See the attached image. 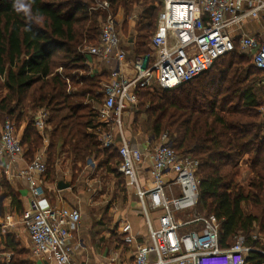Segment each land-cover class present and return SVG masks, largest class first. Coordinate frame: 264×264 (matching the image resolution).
Instances as JSON below:
<instances>
[{"label":"trees","instance_id":"16d2710c","mask_svg":"<svg viewBox=\"0 0 264 264\" xmlns=\"http://www.w3.org/2000/svg\"><path fill=\"white\" fill-rule=\"evenodd\" d=\"M89 1L0 0V81L6 88L0 116L14 120L16 126L27 121L21 144L25 156L33 158L44 144L31 118L38 109L48 110L46 174L51 176L62 154L73 166L94 159L111 172V165L120 163L116 148L102 147L98 141L94 130L104 125L87 101L101 97L100 81L107 72L78 75L88 73L86 56L79 47L84 41L95 43L98 35V13L89 10ZM101 1L108 2L113 14L119 6L125 16L133 6L140 8L135 26L138 39L132 40L129 56H149L148 41L143 39H149L156 29L162 0ZM239 51L235 41L233 51L174 88L160 92L137 89V112L145 113L146 126L150 124L155 138L166 133L177 154L197 161V210L216 217L219 246L230 247L241 234L245 245L252 248L245 264H264V122L258 111L264 103L259 83L262 70L250 65ZM244 63L246 70L241 66ZM242 159L249 170L246 185L237 179ZM0 183L11 208L19 212L18 194L4 178ZM120 238V245L112 249H119L123 257L130 247ZM3 245L12 256L1 264H33L14 235H5ZM104 248L106 253L110 250L108 245Z\"/></svg>","mask_w":264,"mask_h":264},{"label":"built area","instance_id":"2783aa9c","mask_svg":"<svg viewBox=\"0 0 264 264\" xmlns=\"http://www.w3.org/2000/svg\"><path fill=\"white\" fill-rule=\"evenodd\" d=\"M162 4L156 29L147 43L152 58L142 55L128 58L123 46L130 47L132 40L126 43L122 40L121 23L108 13L98 24L97 41H84L79 47L86 56L89 75L107 72L100 81L101 97L93 105L97 120L107 126L97 133V138L102 147L114 146L118 152V171L127 188L134 190L148 241L138 240L127 221L121 222L119 233L130 247L131 264H245L252 248L245 245L244 236L236 235L233 245L221 248L216 217L198 213L197 161L177 154L166 133L155 139L145 155L124 136L122 118L125 110L137 107V89H171L189 82L208 70L215 60L233 51L235 41L239 50L250 57L251 64L262 70L259 83L264 90V40L255 34H244L236 40L229 29L243 19L257 18L264 12V0H162ZM99 5L109 8L107 1H100ZM123 63L130 67L129 73L123 69ZM258 111L264 122V103ZM48 119L49 112L44 108L31 118L44 145L36 151L25 172H21L30 192L29 208L23 211L21 222L36 260L75 264V246L69 240L81 221L80 210L71 206H40L43 194L40 177L47 167ZM113 129L117 130V138ZM24 152L17 126L0 116V160L8 173ZM145 158L151 160V165L148 181L141 186L137 169ZM150 214H155V219ZM182 215L185 218L180 220L178 216ZM118 260L119 254L115 253L104 264H128Z\"/></svg>","mask_w":264,"mask_h":264},{"label":"rangeland","instance_id":"374dc122","mask_svg":"<svg viewBox=\"0 0 264 264\" xmlns=\"http://www.w3.org/2000/svg\"><path fill=\"white\" fill-rule=\"evenodd\" d=\"M100 1L101 0L89 1V10L98 13L96 16L98 24L104 18V14L106 15L108 13V15L116 16L119 20V24L121 23V25H119V28L122 35V40L125 43L128 40L136 41L138 38L135 31V26L137 16H139L140 13V8L138 6H133L130 10V13L125 16V11L121 6H119L116 8L115 14H113L109 8H102L99 5ZM151 1L152 0H150V2ZM124 19H126V22H124ZM142 39L143 38H140V40ZM143 40L147 42L149 39L147 37ZM239 53L243 56H246L247 60H249V64L251 65L250 57L245 52L239 51ZM220 61L221 60H219L216 65ZM244 64L241 66H244L246 70L247 67L246 64ZM58 70L60 71L62 69L59 68ZM89 72L90 71H88V73ZM88 73L87 71H82L78 72V75L84 76ZM81 85L82 84L80 83L79 86ZM158 91L160 92L161 90L159 89ZM5 92L6 88L4 87L2 81H0V99L3 97ZM98 100L99 98L87 101L93 108V105ZM137 110L138 107L133 108L131 111H124L122 118V130L126 138L135 143L137 142L140 145L142 144L144 150H146L155 144L156 138L150 132V124L146 126L145 113H139L137 112ZM4 118L6 117L3 116L2 119ZM135 118L136 121H134ZM12 122L15 125V121L13 120ZM245 161V159H242L238 162L237 165V179L238 182H240L242 185H246L247 179L249 178V170ZM56 164L59 167L58 178L70 182L71 184V189H68L67 196L70 197L69 199H72L77 205L85 206L84 208H80L83 214L82 220L84 219L86 222L87 219L88 223H91L92 228L96 229V233L92 236V238H96L98 244L101 247H106L108 245L110 249L107 252L108 254L119 250H113L112 247L115 244L120 245L121 243L119 233V225L121 224V222L127 221L132 225L133 233L138 240H141L144 236H146L145 222L142 214L140 213L137 199L133 194L134 190L131 187L127 188V186L123 182L122 176L118 171V165H111V169H114L111 172L105 166H99L98 160H95L96 165L94 168H90L92 166H90L89 164L86 166L89 170H85L86 167L85 169H82V166L80 165H75V169H72L70 165V159H67L63 154L58 159V162L56 161ZM85 171H88V173H86ZM137 176L138 181L142 186L143 179L139 174H137ZM125 209L128 212H126ZM189 212L192 214L193 209H190ZM198 213L200 214L201 212ZM99 215L100 217L96 219V217ZM132 216H135L137 219ZM150 217L153 220L155 219L156 215L150 214ZM178 218L182 220L185 218V215H182L180 217L178 216ZM138 222H140L142 226V228H139L142 232L141 234H136V231L134 229V226H137ZM5 235V233H2V236H0V240L3 241V236ZM262 241H264V239H262ZM7 256L8 258H10L12 256V253L7 254Z\"/></svg>","mask_w":264,"mask_h":264},{"label":"crops","instance_id":"0c3cea01","mask_svg":"<svg viewBox=\"0 0 264 264\" xmlns=\"http://www.w3.org/2000/svg\"><path fill=\"white\" fill-rule=\"evenodd\" d=\"M262 28H264V12H260V15L257 18L243 19L239 24H237L236 26H231L229 29L231 31V34L236 38V40H238L239 37L244 34H255L260 40H264V32H262ZM123 48L125 49L128 58H130L131 56H129L130 52L128 50L129 47L128 46L126 47V45H124ZM150 57L151 56L149 54L148 58L150 59ZM94 64H95V61L93 65ZM122 67L127 73L131 71L130 67L128 68V66L125 65L124 63L122 64ZM26 123L27 121H23L19 126H17V133L20 138L22 137L23 131L26 127ZM106 128H107L106 125H104V127L100 126L97 129H95L94 132L97 135L98 132L100 133V130L103 131ZM50 129H51V126H49V129L47 130V134L50 131ZM112 132H113V135L117 138L118 137L117 130L113 129ZM127 140L131 144H133V146L140 148L146 155L147 151L144 150L142 144L140 145L137 142L135 143L131 141L130 139H127ZM43 144H44V140H43ZM46 145H48V136H47ZM31 159L32 158H27L24 152L22 156L16 159L15 164H14L15 167L13 166V168H11L9 173L6 171L3 161L0 160V182H1V179L4 178L8 186L12 190H14L15 193L18 194V200L21 203V210L19 212L14 211L11 208L10 198L6 196V193H7L6 189L5 187L3 188L0 183V236H2V233H5L6 235L8 234L15 235V242L19 244V247L28 251L27 259H29L33 264H40L42 263V260L41 262H39L33 256L31 252L30 239L21 222V215L24 210L29 208V203H30V192H29L28 183L25 179V176H23L21 172L23 173L25 172L26 166L31 161ZM88 164L92 166L90 168H94L96 165L94 159H91V160L88 159L86 164L82 166V169H85V167ZM70 165L72 169H75L71 160H70ZM77 165H80V164H77ZM150 165H151V160L148 158H145L144 164H142V166L137 169L138 174L143 179L142 185H145L146 181H148V177H149L148 168ZM58 170H59V167L55 163L54 173L52 174V176H51V173L46 174V171H45V174L40 177V183L43 189V194L40 197V206L43 208H47V207L62 208L66 206H71L73 208L79 209L81 212L80 208L82 207L84 208L85 206L83 205L79 206L72 199H69L70 197L67 196L68 195L67 191L68 189H71V184L70 182H67V181H64L58 178V174H59ZM85 170H89V169H87L86 167ZM85 172L88 173V171H85ZM60 183L63 185L67 184V186L64 188H60L59 187ZM133 194L135 196L134 191H133ZM127 209H128V206H127ZM125 211L128 212L126 209ZM99 217L100 215L97 216L96 219H98ZM132 217H135V216H132ZM82 218H83V214L81 212V221L79 225L77 226V228L72 232V238L69 240V243L75 246V251L73 255V261L75 264H104L107 258L110 257L111 255H114L115 253H117V255L119 254L118 261H121L123 263L127 262L128 264L132 263V257L130 256L131 251H129L126 255H123V257L121 255L120 250H117L109 254L104 252L106 251L104 250L105 249L104 246L101 247L98 244L96 238H92V232L96 231V229L92 230L91 223L89 224L87 219H86V222L84 219L83 221ZM139 228H142L140 222H138L137 226H134L136 234L142 233ZM120 236L122 237V235ZM147 239H148V236H147V230H146V236H144L141 239V241H144L146 243L148 241ZM10 253L11 252L4 250L3 241L0 240V264L8 262L10 258L7 259V254H10ZM129 259H131L130 262L128 261ZM42 264H55V263L53 261H43Z\"/></svg>","mask_w":264,"mask_h":264},{"label":"water","instance_id":"95a60500","mask_svg":"<svg viewBox=\"0 0 264 264\" xmlns=\"http://www.w3.org/2000/svg\"><path fill=\"white\" fill-rule=\"evenodd\" d=\"M66 186H67V184H65V185H63V184H61V183L59 184V187H60V188H64V187H66Z\"/></svg>","mask_w":264,"mask_h":264}]
</instances>
